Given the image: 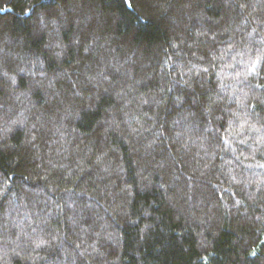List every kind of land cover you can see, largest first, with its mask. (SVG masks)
Segmentation results:
<instances>
[{
    "label": "trees",
    "instance_id": "16d2710c",
    "mask_svg": "<svg viewBox=\"0 0 264 264\" xmlns=\"http://www.w3.org/2000/svg\"><path fill=\"white\" fill-rule=\"evenodd\" d=\"M0 264H264V0H0Z\"/></svg>",
    "mask_w": 264,
    "mask_h": 264
},
{
    "label": "snow or ice",
    "instance_id": "6c2138e0",
    "mask_svg": "<svg viewBox=\"0 0 264 264\" xmlns=\"http://www.w3.org/2000/svg\"><path fill=\"white\" fill-rule=\"evenodd\" d=\"M125 3H129V0H125Z\"/></svg>",
    "mask_w": 264,
    "mask_h": 264
}]
</instances>
